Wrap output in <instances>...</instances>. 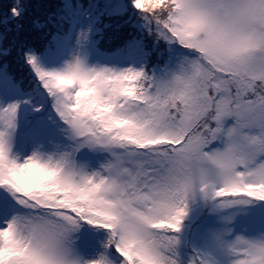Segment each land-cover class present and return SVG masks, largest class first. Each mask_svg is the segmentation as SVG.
Returning <instances> with one entry per match:
<instances>
[{
	"label": "snow or ice",
	"instance_id": "snow-or-ice-1",
	"mask_svg": "<svg viewBox=\"0 0 264 264\" xmlns=\"http://www.w3.org/2000/svg\"><path fill=\"white\" fill-rule=\"evenodd\" d=\"M0 264H264V0H0Z\"/></svg>",
	"mask_w": 264,
	"mask_h": 264
}]
</instances>
